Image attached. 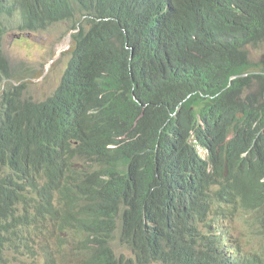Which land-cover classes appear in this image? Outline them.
I'll return each mask as SVG.
<instances>
[{
  "label": "trees",
  "instance_id": "trees-1",
  "mask_svg": "<svg viewBox=\"0 0 264 264\" xmlns=\"http://www.w3.org/2000/svg\"><path fill=\"white\" fill-rule=\"evenodd\" d=\"M14 11L79 28L50 96L1 95L0 264H264V0H0Z\"/></svg>",
  "mask_w": 264,
  "mask_h": 264
},
{
  "label": "rangeland",
  "instance_id": "rangeland-1",
  "mask_svg": "<svg viewBox=\"0 0 264 264\" xmlns=\"http://www.w3.org/2000/svg\"><path fill=\"white\" fill-rule=\"evenodd\" d=\"M0 23L4 28L1 50L10 67V78L0 75V98L5 89L23 84L25 98L36 102L45 100L60 83L70 62L71 39L68 38L72 31L70 23L59 21L30 32L22 31L23 19L19 11L0 14ZM68 39L69 43L65 44ZM252 53L254 57H259L262 49H254ZM233 217L236 226L241 229L247 228L246 223L249 221L247 214L235 211ZM118 235L117 231L114 240H118ZM40 240L41 237L36 238L37 242ZM246 241L250 243V237ZM112 245L116 253L123 252L131 256L130 252L117 241ZM249 247L250 245H247V248ZM10 254L15 259L12 264H32L33 252L31 254L24 252L22 255L19 252Z\"/></svg>",
  "mask_w": 264,
  "mask_h": 264
},
{
  "label": "bare ground",
  "instance_id": "bare-ground-1",
  "mask_svg": "<svg viewBox=\"0 0 264 264\" xmlns=\"http://www.w3.org/2000/svg\"><path fill=\"white\" fill-rule=\"evenodd\" d=\"M23 28V27H22ZM29 31V30H28ZM3 37V36H2ZM69 39H71V36L69 37ZM69 39L67 40V42H69ZM2 42V41H1ZM67 44V43H65ZM61 49V48H60ZM68 67V66H67ZM67 69V68H66ZM233 220L235 219L233 216L231 217Z\"/></svg>",
  "mask_w": 264,
  "mask_h": 264
},
{
  "label": "water",
  "instance_id": "water-1",
  "mask_svg": "<svg viewBox=\"0 0 264 264\" xmlns=\"http://www.w3.org/2000/svg\"><path fill=\"white\" fill-rule=\"evenodd\" d=\"M77 30H78V29L70 31L68 38L70 37V35H71L73 32H75V31H77Z\"/></svg>",
  "mask_w": 264,
  "mask_h": 264
},
{
  "label": "clouds",
  "instance_id": "clouds-1",
  "mask_svg": "<svg viewBox=\"0 0 264 264\" xmlns=\"http://www.w3.org/2000/svg\"><path fill=\"white\" fill-rule=\"evenodd\" d=\"M79 27H78V24H77V27H76V29H78ZM76 29H74V30H76ZM78 31V30H77ZM76 32V31H75ZM74 33V32H73ZM71 36V35H70ZM69 42H67V44H68Z\"/></svg>",
  "mask_w": 264,
  "mask_h": 264
}]
</instances>
